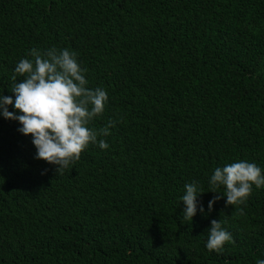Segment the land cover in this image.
<instances>
[{
  "label": "trees",
  "instance_id": "1",
  "mask_svg": "<svg viewBox=\"0 0 264 264\" xmlns=\"http://www.w3.org/2000/svg\"><path fill=\"white\" fill-rule=\"evenodd\" d=\"M52 46L77 52L87 86L107 90L88 126L115 124L98 136L108 148L90 143L57 172L0 116V264L264 259V187L208 210L215 167L264 168V0H0L4 95L16 63ZM192 181L204 211L184 220ZM212 219L233 237L220 252L205 247Z\"/></svg>",
  "mask_w": 264,
  "mask_h": 264
},
{
  "label": "clouds",
  "instance_id": "2",
  "mask_svg": "<svg viewBox=\"0 0 264 264\" xmlns=\"http://www.w3.org/2000/svg\"><path fill=\"white\" fill-rule=\"evenodd\" d=\"M31 59L21 58L15 65L12 76L13 95H4L0 90V116L19 122L18 131L31 134L36 148L35 157L56 165L57 172L70 170L80 159L82 151L91 143L106 149L108 143L98 136L108 135L109 126L99 131L90 128V122L105 111L108 102L107 90L90 88L85 75L87 69L78 61V54L69 48L52 46L46 50L30 49ZM23 77L17 82V77ZM9 106L13 110H9ZM209 190L213 195L208 201L211 211L216 200L226 197V205L243 204L253 186L264 187V168L257 163L239 159L217 166L209 178ZM221 187L224 191H218ZM204 190L197 181L184 185L179 201H183L182 218L192 220L204 206L198 197ZM243 213V208L240 209ZM205 247L220 252L226 242L232 241L231 232L219 219H212L208 228ZM257 264H264L259 259Z\"/></svg>",
  "mask_w": 264,
  "mask_h": 264
}]
</instances>
